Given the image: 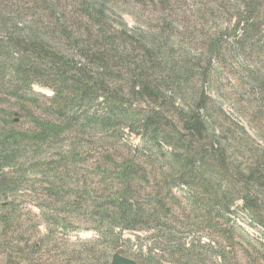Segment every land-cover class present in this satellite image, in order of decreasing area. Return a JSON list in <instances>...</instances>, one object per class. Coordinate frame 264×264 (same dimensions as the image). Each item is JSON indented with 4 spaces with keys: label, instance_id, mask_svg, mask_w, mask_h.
I'll return each mask as SVG.
<instances>
[{
    "label": "rangeland",
    "instance_id": "374dc122",
    "mask_svg": "<svg viewBox=\"0 0 264 264\" xmlns=\"http://www.w3.org/2000/svg\"><path fill=\"white\" fill-rule=\"evenodd\" d=\"M54 3L66 17L61 19V26L58 23L57 26L50 14L36 6L33 0H0L1 33L19 39H23V35H43L50 48L58 53L67 50L72 55L75 54L71 49L73 44L61 30H66L75 39H82V42L94 37L99 28L104 32L113 31L118 37L123 33L124 46L120 51L126 53V61L131 65L124 76L137 78L131 77L128 83L127 78L119 76L117 62H110L106 65L107 71L100 70L110 84H114L113 80L122 83L127 94H131L133 84H139L145 78L147 82L159 85L161 107L166 116L175 117L177 121V113L192 116L200 110L207 125L208 141L215 139V134L227 148V165L232 179L236 173L244 172L255 165V161H260L258 158L264 149V20H261L260 35H254L251 42L245 40L240 46L237 43L241 42L245 30L244 9L233 0H54ZM83 10L92 11L94 20L84 18ZM212 41L220 44L214 49ZM147 49L152 53L147 54ZM89 50L92 54L96 52ZM7 59H0V69L4 70L8 80L12 67L21 56L14 52ZM91 67L94 73H98L96 67ZM48 86L47 81L38 78L32 93L20 92V95H26L24 101L35 114L39 113V117L49 115V109H52L50 98L53 92ZM125 99L135 101L131 95ZM18 100L11 89H0V129L8 128L4 124L5 110L19 111ZM145 101L141 99V105L134 103V108H147ZM86 110L83 112L94 116L106 113L96 102ZM22 125L23 131L33 129L28 119L22 121ZM102 134L93 140L85 136L76 138L79 144L76 146L73 141L62 140L49 153L44 151L16 162L15 170L10 172L9 177L19 184L0 201L4 203V208L0 204V215H23L22 219L31 215L27 230L32 235H26L25 239L39 245L42 243L40 251L25 256L32 258L34 264L88 261L89 256L71 255L78 247L93 252L92 258H101L103 245L90 240L94 236L87 232L90 228L87 223L75 220V225L70 223L69 229H55L52 240L46 243L45 218L39 216L63 215L69 221L68 215H83V210L72 211L66 203H92L90 200L97 197L95 193L106 192L109 184L102 177L104 167L115 171L131 157L136 164L143 165L151 179V184L142 191L143 196L154 193V187H158L157 182H161L164 176L175 175L169 161L162 160L159 155L155 165L141 164L134 152L140 147V139L128 128H122L118 135L114 133L101 138ZM76 147L83 154L77 162L78 167H71V173L64 176L65 187L56 185L52 190L51 183L55 181L40 174V169L43 164L56 165L64 158L68 160ZM173 152L164 145L167 157ZM38 170L39 173L35 174ZM223 186L228 187L227 184ZM172 192L175 201L166 199V202L177 218L179 237L187 244L201 240L196 250L197 261L191 264H264V227L252 221L249 210L242 209L241 197L234 201L232 210L236 214L223 219L221 232L215 234L207 230L200 232L201 226H193L197 222L195 215L202 214L193 211L194 195L190 191L185 187H173ZM16 230L10 235L14 239L21 236ZM153 237L149 231H123L125 243L121 247L125 256L135 260V255L142 253L147 257L152 253V257L161 260L160 264H187L186 261L179 262L177 255L171 257L166 251L162 252ZM221 252L224 257L219 256ZM18 255L0 253V264H6L8 256L20 260L22 257Z\"/></svg>",
    "mask_w": 264,
    "mask_h": 264
},
{
    "label": "trees",
    "instance_id": "16d2710c",
    "mask_svg": "<svg viewBox=\"0 0 264 264\" xmlns=\"http://www.w3.org/2000/svg\"><path fill=\"white\" fill-rule=\"evenodd\" d=\"M33 1L36 6L44 8L50 14L56 25H62L61 19L66 17L56 8L54 0ZM233 1L244 9L245 30L241 42L237 43L243 46L245 40L251 42L254 35L261 33L264 0ZM83 11L84 18L94 20L92 11ZM61 31L73 44L71 49L75 54L72 55L67 50L58 53L49 47L48 39L43 35H23V39H19L0 31V59L4 60L5 57L8 60L14 52L21 56L18 63L12 67L13 72L8 80L4 70L0 69V89H11L19 99V111L5 110L4 124L8 128L0 129L1 202L8 192L19 184V181L9 177L10 172L15 170L16 162L44 151L49 153L62 140L73 141L76 146V138L85 136L93 140L101 132V138H104L114 133L118 135L122 128H128L140 139V147L134 152L141 164L155 165L159 160L156 158L161 156L162 160L169 161L175 175L164 176L161 182H157L158 187H154V193L143 196L145 186L151 184L143 165L136 164L131 157V160L125 159L115 171L104 167L102 177L106 178L109 184L106 192L100 195L95 193L97 197L90 200L92 203H66L72 211L83 210V215H68L70 222L63 215L39 216L41 219L45 218L47 226L44 242L49 243L52 240L55 229H69V224L75 225L74 221L77 220L90 226L87 232L93 233L94 236L90 240L102 243L104 249L101 258L96 259L92 258L93 252L84 247L74 248L71 255L89 256L88 261H82L80 264H111L112 255L125 243L122 240V232L125 230L149 231L162 252L166 251L171 257L179 256V262H196V250L200 247L201 240L199 238L187 244L179 237L181 233L177 230V218L166 202V199L175 201L173 187H185L194 195L193 211L202 215H195L197 222H194L193 226H201L200 232H221L222 220L236 214L232 209L238 197L242 198V209L247 212L249 210L252 221L264 227V149L258 158L260 161H255V165L248 170L236 173L232 179L233 175H229L227 165V148L215 134V139L208 141L207 125L200 110L195 111L192 116L177 113V121L175 117L166 116L165 109L161 107L159 85H153L145 78V81L133 84L131 94H127L122 83L113 80L111 82L114 84H110L106 76L100 73V70H108L106 65L110 62H117L121 78H127L128 83L131 77L137 78L124 76L129 72L131 65L126 61V53L120 51L124 46L123 33V37H118L113 31L104 32L99 28L94 37L82 42V39H75L66 30ZM219 44L212 41L211 46L215 49ZM89 49L96 51L95 54ZM151 53L152 51H147V54ZM91 66L96 67L98 73H94ZM38 78L47 81L53 92L52 99L50 98L52 109H49V115L43 117H39V113L35 114L27 101H24L26 95H20L23 90L32 93L33 84ZM129 95L135 101L125 99ZM141 99L146 100L147 108H134L136 102L141 105ZM94 102L106 110V113L94 116L83 112ZM22 112V116H19ZM21 119L23 122H26V119L31 121L33 129L23 131ZM18 120L20 123H17ZM164 145L174 150L169 157L164 153ZM82 157L83 154H80L76 147L68 160L64 158L56 165L43 164L40 174L55 181L51 183L52 190L56 185L65 187L64 176L71 173V167H78L77 162ZM38 173L39 170L35 172ZM0 204H3L4 208V203ZM80 206L82 209L77 208ZM22 216L0 215V253L19 254L18 256L22 257L20 260H12L8 256L6 264H34L32 258L25 256L37 253L42 246V243L39 245L36 241L25 239L26 235H32L27 230V221L31 215H27L25 219H22ZM15 230L21 234L18 239L10 236ZM219 254L224 257L222 252ZM135 256L139 264L161 262L159 258L152 257V253L147 257L142 253Z\"/></svg>",
    "mask_w": 264,
    "mask_h": 264
},
{
    "label": "water",
    "instance_id": "95a60500",
    "mask_svg": "<svg viewBox=\"0 0 264 264\" xmlns=\"http://www.w3.org/2000/svg\"><path fill=\"white\" fill-rule=\"evenodd\" d=\"M124 252L123 249L117 250L112 258L111 264H139L135 260L124 256Z\"/></svg>",
    "mask_w": 264,
    "mask_h": 264
}]
</instances>
